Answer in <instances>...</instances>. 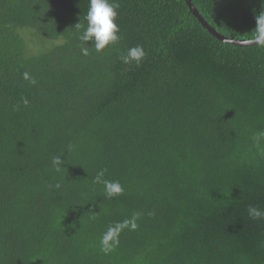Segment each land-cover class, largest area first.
Listing matches in <instances>:
<instances>
[{"label":"trees","instance_id":"1","mask_svg":"<svg viewBox=\"0 0 264 264\" xmlns=\"http://www.w3.org/2000/svg\"><path fill=\"white\" fill-rule=\"evenodd\" d=\"M191 1L232 40L264 23V0ZM115 2L96 51L89 0H0V264H264V43L186 0ZM25 28L53 46L29 54Z\"/></svg>","mask_w":264,"mask_h":264},{"label":"clouds","instance_id":"2","mask_svg":"<svg viewBox=\"0 0 264 264\" xmlns=\"http://www.w3.org/2000/svg\"><path fill=\"white\" fill-rule=\"evenodd\" d=\"M119 4L115 0H89V7L86 15L87 28L82 32L79 39L83 42L91 41L95 45L96 51H101L110 44H114L119 39V27L115 22L118 15L116 9ZM79 27V23L76 24ZM255 41L257 43L264 42V23L260 22L257 18V31ZM84 55L88 54L87 48H82ZM145 56V52L141 46H136L130 48L126 55H123L121 59L125 64L136 61L139 63ZM25 79H28L27 74H25ZM35 83V80L31 81ZM27 104V100H25ZM264 137V131L258 132L254 136L256 142V147L260 150L261 154H264V147H261V138ZM53 165L58 166L62 163L61 157L53 158ZM106 170H101L97 173L94 182L103 183L105 187V192L108 197L120 194L122 192V187L118 181H108L104 179ZM249 215L253 219H264V211L260 210L255 206H249ZM128 223V222H126ZM131 227L135 229L137 227L136 223L131 222ZM118 229L109 228L108 232L104 234L101 239V244L103 246L102 250L107 254L108 252L114 250L118 244V239H116Z\"/></svg>","mask_w":264,"mask_h":264},{"label":"rangeland","instance_id":"3","mask_svg":"<svg viewBox=\"0 0 264 264\" xmlns=\"http://www.w3.org/2000/svg\"><path fill=\"white\" fill-rule=\"evenodd\" d=\"M21 33L27 41L26 43L28 44V53L31 55H35V53H37L39 50H41L43 53L45 51V47L53 46L54 44V42L43 43L44 39L30 28H25L21 31Z\"/></svg>","mask_w":264,"mask_h":264},{"label":"water","instance_id":"4","mask_svg":"<svg viewBox=\"0 0 264 264\" xmlns=\"http://www.w3.org/2000/svg\"><path fill=\"white\" fill-rule=\"evenodd\" d=\"M188 5L190 6L192 12L195 14L196 17H198V19L204 24L205 27H207L218 39H220L221 41L225 42V43H229V44H235V45H241V46H250V45H256V44H261V43H257L255 40L254 41H245V40H232L229 38H226L222 35H220L219 33H217L205 20L204 18L201 16V14L199 13V11L195 8L194 4L192 3L191 0H186Z\"/></svg>","mask_w":264,"mask_h":264}]
</instances>
